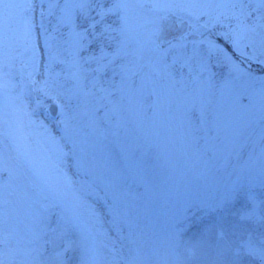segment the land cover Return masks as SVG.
Instances as JSON below:
<instances>
[{"label":"snow or ice","instance_id":"obj_1","mask_svg":"<svg viewBox=\"0 0 264 264\" xmlns=\"http://www.w3.org/2000/svg\"><path fill=\"white\" fill-rule=\"evenodd\" d=\"M105 2L0 0V244L21 216L34 241L76 230L91 248L98 238L114 245L104 215L138 234L147 209L127 181L143 176L153 144L186 161H168V199L223 213L217 225L236 215L242 190L264 189V0ZM78 17L92 18L82 27ZM238 81L251 86L239 112ZM248 199L239 222L264 225V201ZM179 223L165 219L191 227ZM241 247L264 264V247L245 239L234 255Z\"/></svg>","mask_w":264,"mask_h":264},{"label":"rangeland","instance_id":"obj_2","mask_svg":"<svg viewBox=\"0 0 264 264\" xmlns=\"http://www.w3.org/2000/svg\"><path fill=\"white\" fill-rule=\"evenodd\" d=\"M110 3L111 0H106L105 7ZM91 18L81 21L78 17L77 23L86 27ZM12 21L14 26L22 23L18 9L12 10ZM105 22L118 23L115 17H108ZM97 30L99 31V27ZM100 42L107 43L101 37L94 42L90 51L96 50V45ZM236 91L243 97L234 105V110L239 112L242 110L241 105L248 104L247 97L251 86L238 81ZM256 103H259L258 97ZM168 161L177 165L186 162L177 148L170 147L166 159L162 147L153 144L147 148V154L142 161L143 176L128 178L127 191L130 199L147 209L139 220L138 234L129 238V228L125 223L114 222L108 215H104L103 228L108 237L116 241L114 245L109 240L98 238L94 248H91L89 242L83 240L76 230L63 237L49 232L43 241H34L26 227L27 221L21 216L11 221L10 225L4 226L9 236L0 244V259L5 264H35L37 261L40 264H55L56 253L65 248L66 242H70L71 247L64 253L65 264H81L82 261L90 259L98 264H259V256L248 253L242 247L239 255H234V250L245 239H250L254 247H264V225L255 222L241 224L238 219L241 212L252 207L249 195H254L258 202L264 201V189L257 183L252 189L242 190L236 203L229 209L230 213L234 212L236 215H229L227 223L217 225V217L223 213L211 212L195 203L182 207L168 199ZM206 195L210 196L211 193ZM101 211L103 212V208ZM169 217L181 221L176 228L183 229L188 224L191 227L187 231L178 232L171 224H165V219ZM210 225L213 226L212 230L206 232L205 229ZM54 227L55 218L49 224V228ZM217 227L224 228L227 242L217 239Z\"/></svg>","mask_w":264,"mask_h":264}]
</instances>
